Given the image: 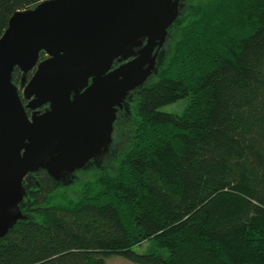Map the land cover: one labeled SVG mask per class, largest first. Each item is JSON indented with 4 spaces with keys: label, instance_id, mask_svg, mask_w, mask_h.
Here are the masks:
<instances>
[{
    "label": "trees",
    "instance_id": "1",
    "mask_svg": "<svg viewBox=\"0 0 264 264\" xmlns=\"http://www.w3.org/2000/svg\"><path fill=\"white\" fill-rule=\"evenodd\" d=\"M42 1L0 0V38L16 11ZM191 11L159 78L133 90V141L112 172L76 196L45 169L34 172L25 217L0 240V264H108L112 255L264 264V0ZM22 79L16 68L14 83ZM171 104L181 111L163 109Z\"/></svg>",
    "mask_w": 264,
    "mask_h": 264
},
{
    "label": "water",
    "instance_id": "2",
    "mask_svg": "<svg viewBox=\"0 0 264 264\" xmlns=\"http://www.w3.org/2000/svg\"><path fill=\"white\" fill-rule=\"evenodd\" d=\"M181 1L44 0L12 15L0 38V240L25 217L28 173L65 181L109 150L117 110L154 71Z\"/></svg>",
    "mask_w": 264,
    "mask_h": 264
},
{
    "label": "rangeland",
    "instance_id": "3",
    "mask_svg": "<svg viewBox=\"0 0 264 264\" xmlns=\"http://www.w3.org/2000/svg\"><path fill=\"white\" fill-rule=\"evenodd\" d=\"M210 0H182L180 5V13L178 21L170 28L166 41L159 51L157 63L154 71L149 76L146 83L156 81L164 68L170 61L176 42L185 33L187 24L190 22L191 6L205 5ZM136 94L130 92L126 100L123 103L122 109L118 111V115L114 124L112 143L107 152L100 154L96 159L89 162L85 167L77 169L75 172L70 173L64 181L67 191L72 196H76L80 193L82 186L86 181L94 179L99 173L109 171L115 168L120 153L126 149L133 141L134 137V123L136 112ZM182 107L179 104H171L165 106L164 110H177L181 111ZM23 185L25 188V196L23 198V205L27 204V192L29 189L37 185V178L34 172H30L24 178ZM26 202V203H25ZM151 242L137 245L135 250L138 252H145L149 249ZM108 264H134L127 258L121 255H112L106 258Z\"/></svg>",
    "mask_w": 264,
    "mask_h": 264
},
{
    "label": "flooded vegetation",
    "instance_id": "4",
    "mask_svg": "<svg viewBox=\"0 0 264 264\" xmlns=\"http://www.w3.org/2000/svg\"><path fill=\"white\" fill-rule=\"evenodd\" d=\"M122 62H124V61L119 62L118 60H116V61H115V64H114V68L117 67V66H119ZM28 79H30V77H29ZM91 82H92V80H90V83H91ZM83 90H84V89H83ZM83 90H82V91H83ZM23 100H24V103H25V104H27L28 101H29V100H27V99H23ZM122 107H123V106H122ZM122 107H119V108H118V110H117V115H118V111H119L120 109H122ZM49 108H50V104H49V103L45 104L44 106H42V107H40V108L38 109L39 114L46 112ZM28 114H29L30 117H32L33 110L28 109ZM116 118H117V117H116ZM115 121H116V119H115ZM114 124H115V122H114ZM94 159H96V158H94ZM94 159H92L91 161H93ZM91 161H90V162H91ZM69 174H70V173H69ZM69 174H68V175H69ZM68 175H67V176H68ZM67 176H66V178H67Z\"/></svg>",
    "mask_w": 264,
    "mask_h": 264
}]
</instances>
